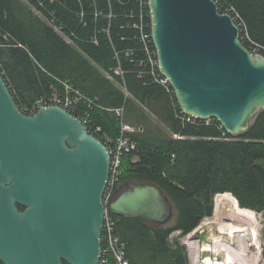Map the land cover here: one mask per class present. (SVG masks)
Masks as SVG:
<instances>
[{
	"label": "water",
	"instance_id": "95a60500",
	"mask_svg": "<svg viewBox=\"0 0 264 264\" xmlns=\"http://www.w3.org/2000/svg\"><path fill=\"white\" fill-rule=\"evenodd\" d=\"M149 8L160 72L181 111L233 136L246 132L264 110V58L214 0H149ZM108 176L106 146L78 118L59 106L23 114L0 74V264H98ZM107 212L152 227L173 219L170 200L149 182L120 186ZM192 238L203 247L210 234L197 227Z\"/></svg>",
	"mask_w": 264,
	"mask_h": 264
},
{
	"label": "trees",
	"instance_id": "16d2710c",
	"mask_svg": "<svg viewBox=\"0 0 264 264\" xmlns=\"http://www.w3.org/2000/svg\"><path fill=\"white\" fill-rule=\"evenodd\" d=\"M61 1L65 9L49 0H0V74L19 109L49 96L51 87L57 86L55 79L68 80L99 108L125 106L127 124L138 131L130 134L136 148L122 158L117 189L130 182L157 185L172 204L174 220L172 225L152 227L138 218H116L115 233L125 244L129 264H189L186 248L170 242V237L175 232L187 236L212 217L213 199L218 194L230 193L240 208L264 212V110L246 132L230 135L215 119L208 122L184 114L174 94L169 95L149 76L139 78L135 67L121 56L129 93L125 99L99 70L109 71L116 65L106 36L100 37L99 46L80 44L88 56L85 58L31 11V6L43 11L39 5L43 2L46 10H55L70 28L79 24L72 13L78 14L81 7L85 13L93 11L91 0L80 4ZM96 1L105 9L104 0ZM225 1L240 15L249 39L260 47L258 54L264 58V0ZM121 18H116L111 28L119 50L132 45L117 39ZM89 20V27L79 30V41L92 32L93 21ZM242 37L240 31V41L252 52L254 46ZM99 108L90 112L93 123L101 127L96 137L101 142L105 136L114 140L119 132L117 117Z\"/></svg>",
	"mask_w": 264,
	"mask_h": 264
},
{
	"label": "built area",
	"instance_id": "2783aa9c",
	"mask_svg": "<svg viewBox=\"0 0 264 264\" xmlns=\"http://www.w3.org/2000/svg\"><path fill=\"white\" fill-rule=\"evenodd\" d=\"M49 2H57L59 7L62 9L66 8L65 3L61 0H49ZM76 2L80 4L81 0H76ZM215 3L217 4L218 11L231 16L239 29V33L242 31V38L250 41L254 46L251 54L259 55L258 49L260 47L249 39L245 23L236 10L226 3L225 0H217ZM104 4L105 9H100L98 2L91 0L90 8L93 11L85 13L81 7V11L78 14L72 13L79 22L74 28H70L65 21L58 19L55 10H46L43 2H40L39 5L42 7L46 16L43 11L34 6H31V11L51 28L65 44L77 49L80 53H83L80 48L81 43L99 46L101 41L100 37L106 36L113 48L116 65L109 71H104L103 74L107 79L115 82L116 86L123 92L125 99L129 97V93L125 85L126 70L122 66L121 56L126 57L129 63L135 67L136 74L139 78L145 75L149 76L153 83L161 86L169 95H173L174 91L169 80L160 72L157 52L152 39V18L149 0H104ZM115 7H117L118 11H116ZM118 17H122V22L117 31V39L123 43H132L131 46L128 43L127 47H123L120 50L117 49L111 38V28L114 20ZM89 18L93 21L92 32L89 35L87 34L86 40L81 39L79 41V30L89 27ZM99 21L103 22L101 28L98 26ZM122 32L128 33V36H125L126 33L124 34ZM115 79H119L118 82ZM55 80L57 86L51 87L49 96L42 97L29 106L22 107L20 111L25 115L32 116L41 107L59 106L78 118L88 134L97 136V134L101 133V127L93 123L90 113L93 108L99 107L84 93L74 88L68 80ZM99 109L115 113L119 122V132L114 140L105 136V142H103L109 153V176L102 198L105 206V214L101 232V256L98 264H129L125 244L115 233L116 218L118 216L108 213L107 207L120 181L122 158L125 154L132 152L136 148V144L130 137V134L138 130L127 124L124 105L116 109ZM189 117L196 119L192 116Z\"/></svg>",
	"mask_w": 264,
	"mask_h": 264
},
{
	"label": "bare ground",
	"instance_id": "6f19581e",
	"mask_svg": "<svg viewBox=\"0 0 264 264\" xmlns=\"http://www.w3.org/2000/svg\"><path fill=\"white\" fill-rule=\"evenodd\" d=\"M210 218V221H205L199 228V231L209 232V243L200 247L191 235L186 237L184 244L189 250L191 264H241L238 258L241 248L248 245L258 247L259 231L255 213L240 208L231 194L215 196L214 211ZM208 252L224 255V263L213 261L209 257L202 261V253Z\"/></svg>",
	"mask_w": 264,
	"mask_h": 264
},
{
	"label": "rangeland",
	"instance_id": "374dc122",
	"mask_svg": "<svg viewBox=\"0 0 264 264\" xmlns=\"http://www.w3.org/2000/svg\"><path fill=\"white\" fill-rule=\"evenodd\" d=\"M206 121L209 122L210 120L208 119ZM154 124H155V121H154ZM160 128L163 129L162 126H160ZM167 133H169V132H167ZM213 206H214V199H213ZM213 211H214V209H213ZM254 213H255V218L258 221L257 228L259 231V238H258L259 239V245H258V247L248 245V246L241 248L240 254L238 256L241 264H264V212H262V213L254 212ZM208 220L210 221L211 218L204 219L201 222V224L198 226V228H200V226H202V224ZM173 223H174V220L172 219L167 225H172ZM189 235H191V237H192V233ZM189 235H187V236L189 237ZM187 236H182L179 232H175L171 235L170 238H171V241L174 240L175 242H178L180 245H182L183 247L186 248L189 264H191L190 259H189V250L186 247V245L184 244Z\"/></svg>",
	"mask_w": 264,
	"mask_h": 264
},
{
	"label": "crops",
	"instance_id": "0c3cea01",
	"mask_svg": "<svg viewBox=\"0 0 264 264\" xmlns=\"http://www.w3.org/2000/svg\"><path fill=\"white\" fill-rule=\"evenodd\" d=\"M81 54H82V55H83L85 58H87V57H88L86 54L84 55V53H82V52H81ZM88 59H89V58H88ZM89 60H90V59H89ZM90 62H91V64H92V66H94V67L98 68V67L95 65V63H94V62H92V61H90ZM99 70H100V72H101L102 74H103V73H104V71H105V70H101L100 68H99ZM103 75H104V74H103ZM104 77H105V75H104ZM110 81H111V82H113V83L115 84V82H114L113 80H110ZM115 86H116V84H115ZM170 242H172V241H171V238H170Z\"/></svg>",
	"mask_w": 264,
	"mask_h": 264
},
{
	"label": "flooded vegetation",
	"instance_id": "af4514ba",
	"mask_svg": "<svg viewBox=\"0 0 264 264\" xmlns=\"http://www.w3.org/2000/svg\"><path fill=\"white\" fill-rule=\"evenodd\" d=\"M19 209V208H18ZM20 211H22V210H20ZM63 264V263H62Z\"/></svg>",
	"mask_w": 264,
	"mask_h": 264
}]
</instances>
